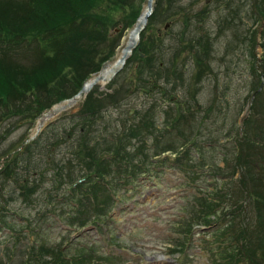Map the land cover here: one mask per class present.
<instances>
[{
  "label": "rangeland",
  "instance_id": "374dc122",
  "mask_svg": "<svg viewBox=\"0 0 264 264\" xmlns=\"http://www.w3.org/2000/svg\"><path fill=\"white\" fill-rule=\"evenodd\" d=\"M117 1L111 15L127 24L107 21L89 47L96 18L40 32L22 62L4 55V67L42 68L35 88L0 104V168L26 148L16 172L0 174V264H228L223 252L235 246L254 256L231 264H264V0H154L123 68L88 92L99 113L74 117L80 100L25 141L45 109L34 111L33 95L55 70L66 87H80L118 56L146 0ZM53 21H65L60 7ZM53 39H64L62 58L43 66ZM99 55L106 58L91 73ZM87 153L103 177L83 162ZM202 197L216 208L205 223Z\"/></svg>",
  "mask_w": 264,
  "mask_h": 264
},
{
  "label": "trees",
  "instance_id": "16d2710c",
  "mask_svg": "<svg viewBox=\"0 0 264 264\" xmlns=\"http://www.w3.org/2000/svg\"><path fill=\"white\" fill-rule=\"evenodd\" d=\"M23 1L25 3L27 1L28 2L26 4H23L21 3ZM35 2H38V0H0V47L2 46V44H5L6 47L8 48V49L0 48V90L3 89L1 88V85L5 83L4 90L0 92V104L1 103L4 104L3 101L8 100L7 97L12 91H14V93L19 94L20 93L18 92L19 88H22L20 90H27V89H30L29 87H33V88L36 87L34 86V84L36 83V79L34 78V75L35 73H37L38 70L42 68L39 65V63H37V61L29 63L28 66L18 65V63H16V65L11 66V67H4L3 61H5V58H6V57L4 58V55L9 54L12 56L13 60H17V62L18 61L22 62L23 58H20L21 55L24 54L23 53L24 51L30 48L29 44L31 43L32 40L33 42H35L34 39L37 36L41 37L40 32H44L46 35L51 30H52L51 32L56 31L57 29L60 30L61 27H65L66 24L73 25L76 28L81 27L83 29V25L85 24L84 21H88L87 23L89 24V20L92 21V18H96V20L98 21V23H100L101 26L96 28L97 26H95V24L92 22L94 26L93 28L89 29L91 35L90 37H88V39H86V41H88V47H89L90 41L93 42L92 40H94V42H96V40H99L100 38H104L103 37L104 34H102V32L106 27H108V25L106 24L107 21L108 22L114 21V23H118L117 25H120L123 23L127 24V19L125 18L124 15H121L118 18L113 17V15H111V12H110L111 9H112V12H115L118 10L116 3L121 5L120 3L121 1L119 2L117 0H114V1H111V0H78V2L74 3L73 6L70 3H68L67 0H43L42 5L40 6ZM32 4H33L32 9H24V6L26 5L31 6ZM36 4L39 6V8H37L38 6L36 7ZM45 4H47V7L45 6ZM85 4H86V9H84ZM92 6L93 7L96 6L97 8L96 11L98 13L96 12L90 13V11L87 10ZM123 6H125V4H123ZM58 7L62 9V15L64 16L65 21L54 23L53 16L56 13V10L58 9ZM262 10L264 11V6L262 7ZM6 19L9 21H7ZM54 34L55 33H53L50 37H52ZM74 36H79V34L77 35L75 34ZM62 41H64V39H59L56 42L53 39L52 43L49 45L52 48L44 50V54L40 53L42 56H45L46 54H48V52L54 51V53L50 54V58H48V56L44 58V61L42 62L43 66L46 65L47 63H50V60H55V59L59 60L60 58H62L61 54L57 52L59 43H62ZM18 44H21L24 49H20L18 47ZM41 48H43L42 45H41ZM77 48H78V51L83 50V49H80L78 46ZM85 51L82 53V55H85ZM75 54L76 53L74 52L71 54V56L74 58L77 57L78 58L77 60H80L82 55L76 54L77 55L76 56ZM105 58H106L105 56H100L99 58L96 59L94 65L92 66L91 73L94 72V70L99 66V63ZM46 60L48 61L46 62ZM100 67H98V69ZM253 70H254V67H253ZM57 78L59 79V81H61V83L65 82V86L63 84H58L59 81H56L55 84H53L55 81L54 79H57ZM68 83L69 81L63 80L61 78V75L57 73V70H55V72H53V75L45 80V85H43L44 87L42 86V89L40 88L41 93L37 91L34 93L32 102L37 103L36 104L37 106L34 108V111L38 112L40 109H41L40 111H42L44 108L49 107L52 104L53 100L55 101L57 99L68 98L72 96L74 93H76V91L82 85L80 84L79 85L80 87H77V84L74 85V82H73V85L69 84V87H66ZM50 85H52L53 87ZM50 93L54 95V98L52 101L50 100L49 97H47L50 95ZM92 95L93 94L88 93L86 95V98H84V101L82 102L81 110H79V112L76 113L77 115H79L78 117L86 118L89 116H93L97 112L99 113V109H98L99 107L95 106L94 103H91L94 101V98ZM28 101L31 102V98H29ZM20 110L21 108L19 109V111ZM6 113L9 114V111H6ZM26 114H29V113H26ZM81 122L83 126H84V123H87V122H84L83 120H81ZM133 126H134V123H133ZM133 131H130V133L133 134ZM25 152H26V148H24L21 151V154L18 153V155L15 156L14 158L11 157L10 159H8L4 167L0 168V174L3 176L2 179H5V178L8 179L7 175L12 176L13 173L16 172V171L12 172L11 170L13 169H11V167L18 164L17 162L19 158L22 159ZM88 154L90 153H87L86 157L91 158V159H86V157L84 156L85 158L83 162L87 164L88 162H90V164L92 163L93 165L94 161L91 162V160H94V157L89 156ZM96 164L98 165V167H96V165H93V167L96 170H94L92 173H94L95 175L99 177H103V175L106 173V169L104 168V171L101 169L102 168L101 161H99V163H96ZM62 169L63 167L61 166L55 170L56 172L54 176L56 178L62 175V172H61ZM14 170L16 169L14 168ZM64 177L65 179H67V181L71 180L73 178L72 172L68 171L67 173H65ZM44 178L45 177L43 176L40 177L37 180V182L42 181ZM87 178H93V177H91V175L88 174ZM32 183H35V182L31 181V184ZM36 187H33V188H36ZM28 190L30 189L21 186L20 193L21 192L23 193ZM200 205H201V208H199L197 212L198 219L201 220V222L205 223L206 220L209 218V215H212L211 213L214 212L216 208L214 205L209 204V202H207V200L204 199L203 197L201 198ZM261 208H263L264 210V205H262ZM17 240H19V237H17ZM182 247H183V244H181V247L179 249L180 252L182 251ZM234 248H236V251H234V249H232V251L230 250L229 253L230 252L232 253L229 255L227 251L223 252V255H222L223 260L228 264L238 263L240 258L241 259L243 258L245 260H248V259L251 260L252 256H254L252 255L254 253L241 249L238 246H235Z\"/></svg>",
  "mask_w": 264,
  "mask_h": 264
},
{
  "label": "water",
  "instance_id": "95a60500",
  "mask_svg": "<svg viewBox=\"0 0 264 264\" xmlns=\"http://www.w3.org/2000/svg\"><path fill=\"white\" fill-rule=\"evenodd\" d=\"M153 3L154 0H146L143 9L128 32L118 57L112 62L105 63L106 65L88 78L74 95L61 99L44 110L37 118L33 132L25 141L35 138L48 121L74 106L82 96L88 93L95 85L107 83L116 76L138 44L140 34L145 28L148 18L152 13L154 7Z\"/></svg>",
  "mask_w": 264,
  "mask_h": 264
},
{
  "label": "bare ground",
  "instance_id": "6f19581e",
  "mask_svg": "<svg viewBox=\"0 0 264 264\" xmlns=\"http://www.w3.org/2000/svg\"><path fill=\"white\" fill-rule=\"evenodd\" d=\"M117 57H118V56H117ZM117 57H116V58H117ZM105 65H106V64H102V66L100 67V69H101L102 67H104ZM100 69H99V70H100ZM110 81H111V80H110ZM110 81H109V82H110ZM84 82H85V81H84ZM109 82H107V83H109ZM107 83H104V84H101V85H105V84H107ZM74 94H75V93H74ZM74 94H73V95H74ZM86 94H87V93H86ZM86 94H85V95H86ZM85 95H84V96H85ZM84 96H82V98L80 99L81 101L84 99ZM70 97H71V96H70ZM80 100H79V101H80ZM79 101H78V102H79ZM78 102H77V103H78ZM77 103H76L75 105H77ZM75 105H74V106H75ZM74 106H72L71 108H73ZM69 109H70V108H69ZM74 114H75L74 117H78V116H79V115H77L76 113H74ZM93 226H94V225H93ZM96 226H97V227H96ZM89 227H91V226H88L87 228H89ZM94 227H95V228H99V227H98V223H96V225H95Z\"/></svg>",
  "mask_w": 264,
  "mask_h": 264
}]
</instances>
